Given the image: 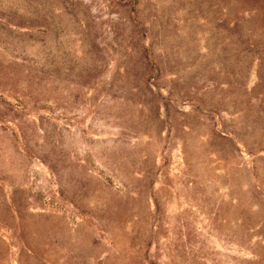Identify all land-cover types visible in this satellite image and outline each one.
Listing matches in <instances>:
<instances>
[{
    "label": "rangeland",
    "instance_id": "rangeland-1",
    "mask_svg": "<svg viewBox=\"0 0 264 264\" xmlns=\"http://www.w3.org/2000/svg\"><path fill=\"white\" fill-rule=\"evenodd\" d=\"M0 264H264V0H0Z\"/></svg>",
    "mask_w": 264,
    "mask_h": 264
}]
</instances>
